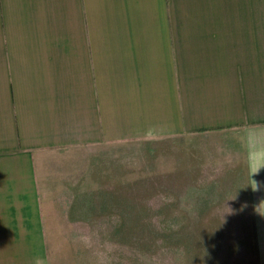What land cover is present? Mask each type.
Returning <instances> with one entry per match:
<instances>
[{
    "label": "crops",
    "instance_id": "1",
    "mask_svg": "<svg viewBox=\"0 0 264 264\" xmlns=\"http://www.w3.org/2000/svg\"><path fill=\"white\" fill-rule=\"evenodd\" d=\"M251 141L264 0H0V264H50L47 204L113 201L127 161L191 190L183 217L233 220L232 264H264Z\"/></svg>",
    "mask_w": 264,
    "mask_h": 264
},
{
    "label": "rangeland",
    "instance_id": "2",
    "mask_svg": "<svg viewBox=\"0 0 264 264\" xmlns=\"http://www.w3.org/2000/svg\"><path fill=\"white\" fill-rule=\"evenodd\" d=\"M127 162L107 181L114 184L113 201L78 204L58 197V203L47 204L50 264L233 263V220L183 217L196 214L180 209L195 198L191 190L186 198L181 188L144 186ZM120 183L125 187L116 186ZM87 214L98 221L78 227L76 217Z\"/></svg>",
    "mask_w": 264,
    "mask_h": 264
},
{
    "label": "clouds",
    "instance_id": "3",
    "mask_svg": "<svg viewBox=\"0 0 264 264\" xmlns=\"http://www.w3.org/2000/svg\"><path fill=\"white\" fill-rule=\"evenodd\" d=\"M251 146L247 151V166L249 169L250 178L258 175L261 169H264V147H256L255 142H250ZM251 188L257 191L260 188L259 182L251 179Z\"/></svg>",
    "mask_w": 264,
    "mask_h": 264
}]
</instances>
